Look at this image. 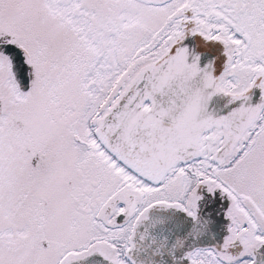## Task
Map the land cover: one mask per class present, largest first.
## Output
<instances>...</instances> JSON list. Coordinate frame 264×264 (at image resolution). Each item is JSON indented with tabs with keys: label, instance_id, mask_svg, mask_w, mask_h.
<instances>
[{
	"label": "snow or ice",
	"instance_id": "1",
	"mask_svg": "<svg viewBox=\"0 0 264 264\" xmlns=\"http://www.w3.org/2000/svg\"><path fill=\"white\" fill-rule=\"evenodd\" d=\"M0 264H264V0H0Z\"/></svg>",
	"mask_w": 264,
	"mask_h": 264
}]
</instances>
